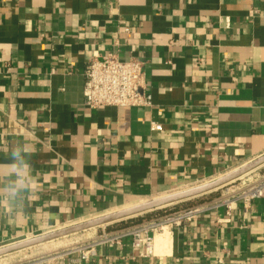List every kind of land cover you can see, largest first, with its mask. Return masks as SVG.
<instances>
[{
  "label": "crops",
  "instance_id": "crops-1",
  "mask_svg": "<svg viewBox=\"0 0 264 264\" xmlns=\"http://www.w3.org/2000/svg\"><path fill=\"white\" fill-rule=\"evenodd\" d=\"M109 53L142 63L149 107L83 106L86 63ZM263 154L264 0H0V247ZM156 252L124 240L86 264H264V198L203 211Z\"/></svg>",
  "mask_w": 264,
  "mask_h": 264
},
{
  "label": "built area",
  "instance_id": "built-area-1",
  "mask_svg": "<svg viewBox=\"0 0 264 264\" xmlns=\"http://www.w3.org/2000/svg\"><path fill=\"white\" fill-rule=\"evenodd\" d=\"M82 103L88 109L107 105L149 107L151 96L145 91L142 63L134 59L122 61L115 53L102 57L93 55L88 59L84 69ZM150 129L161 130V126L150 123ZM248 174L252 175L245 177ZM232 183L233 185L227 188L225 193L209 202L177 209L163 217L120 229L106 231L102 229L98 236L86 241L75 250L45 262L46 264H86L96 257L100 246L117 245L124 240H129L131 246L141 250L143 255H156L158 238L166 236L174 228L188 225L201 212L224 207L229 214L237 204H241L246 209L252 200L264 198V164L223 186Z\"/></svg>",
  "mask_w": 264,
  "mask_h": 264
},
{
  "label": "water",
  "instance_id": "water-1",
  "mask_svg": "<svg viewBox=\"0 0 264 264\" xmlns=\"http://www.w3.org/2000/svg\"><path fill=\"white\" fill-rule=\"evenodd\" d=\"M262 164H264V154L210 182L203 183L188 189L177 191L147 201H143L138 204L132 205L130 207H126L111 213L100 215L98 217H94L92 219H88L80 223L69 225L63 228H59L47 233L37 235L35 237H31L9 245L2 246L0 247V256L9 254L17 250L28 248L43 242H47L65 235H69L75 232L135 218L137 216H141L145 213L151 212L156 209L165 208L170 205H175L180 202L190 200L192 198L200 197L202 195L217 190L224 184L239 178L240 176L248 173L249 171L253 170L254 168H257Z\"/></svg>",
  "mask_w": 264,
  "mask_h": 264
},
{
  "label": "rangeland",
  "instance_id": "rangeland-1",
  "mask_svg": "<svg viewBox=\"0 0 264 264\" xmlns=\"http://www.w3.org/2000/svg\"><path fill=\"white\" fill-rule=\"evenodd\" d=\"M252 174H248L245 177H250ZM234 184L235 186L237 185L236 182ZM231 185H233V183L227 184L226 186L220 187L217 190L202 195L200 197L192 198L190 200L180 202L177 204L180 205L179 208L177 209H182L191 205L198 204L200 201L205 200L204 197H207L209 195H214L217 198L221 194L225 193L227 191V188H230ZM170 207H173V205L161 209H156L131 219H137L138 217L139 218L142 217L141 219L144 220L157 219L172 212L171 210H166L169 209ZM128 220L129 219L115 222L109 225L89 228L47 242H43L28 248L11 252L9 254L0 256V264H34V263L45 262L53 257L75 250L83 243L85 244L86 241L91 240L92 238L98 236L101 233L102 229H105L106 231L108 227L110 228L115 227V225H117L118 223H125Z\"/></svg>",
  "mask_w": 264,
  "mask_h": 264
},
{
  "label": "clouds",
  "instance_id": "clouds-1",
  "mask_svg": "<svg viewBox=\"0 0 264 264\" xmlns=\"http://www.w3.org/2000/svg\"><path fill=\"white\" fill-rule=\"evenodd\" d=\"M9 163L10 166L14 169H23L27 164V156L22 151H16V149L13 148L9 154ZM10 179H12V182L3 187L7 188L9 196L15 199L20 195L16 187V180L20 179L19 173L14 172L10 174Z\"/></svg>",
  "mask_w": 264,
  "mask_h": 264
},
{
  "label": "trees",
  "instance_id": "trees-1",
  "mask_svg": "<svg viewBox=\"0 0 264 264\" xmlns=\"http://www.w3.org/2000/svg\"><path fill=\"white\" fill-rule=\"evenodd\" d=\"M180 205H173V207H170L169 209H166V210H174V209H177L178 207H179ZM142 217H138L137 219H129L127 222H125V223H135V222H138V221H140V219H141Z\"/></svg>",
  "mask_w": 264,
  "mask_h": 264
}]
</instances>
